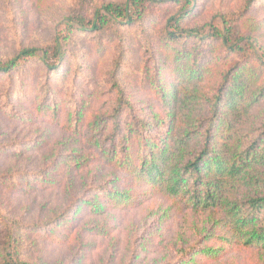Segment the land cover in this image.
<instances>
[{
	"label": "rangeland",
	"instance_id": "1",
	"mask_svg": "<svg viewBox=\"0 0 264 264\" xmlns=\"http://www.w3.org/2000/svg\"><path fill=\"white\" fill-rule=\"evenodd\" d=\"M125 1L0 0V59L10 60L25 48L48 49L68 17L83 13L92 18L104 6ZM246 1L195 0L187 27L222 26L223 18L239 15ZM152 10L144 31L121 27L101 36L75 31L59 74H47L38 62L12 76L0 74V216L24 226H43L64 213L76 216L53 234L44 229L28 233L30 262L264 264V251L220 247L209 238L218 233L212 215L194 213L140 185L98 160L90 146L89 125L114 108L109 80L122 50L118 78L127 96L136 110L160 114L164 97L149 73L154 60H162L165 20L179 7L164 4ZM243 31L264 48V0L244 19ZM46 84L54 88L48 105ZM53 102H58V115ZM79 112L84 115L81 130L67 131L70 117ZM113 191L127 192L135 201L119 205L110 199ZM207 248H220L219 254L200 252Z\"/></svg>",
	"mask_w": 264,
	"mask_h": 264
},
{
	"label": "trees",
	"instance_id": "2",
	"mask_svg": "<svg viewBox=\"0 0 264 264\" xmlns=\"http://www.w3.org/2000/svg\"><path fill=\"white\" fill-rule=\"evenodd\" d=\"M262 2L247 0L239 15L223 18L222 26L202 28L187 27L195 0L111 3L92 18L83 13L68 17L50 48H25L10 60L0 59V74L12 76L35 62L43 64L47 74H59L75 31L96 36L121 27L144 31L153 20V7H179L165 20L162 60H154L149 73L164 97L160 114L136 110L127 96L118 78L122 50L109 80L114 108L89 125L90 146L98 160L140 185L194 213L212 215L218 233L208 237L220 247L264 251V48L243 31L244 19ZM44 90L48 105L54 88L46 84ZM57 106L53 102L51 108L58 115ZM262 107L260 117L253 119ZM82 113L70 117L67 131L81 130ZM109 196L124 207L135 201L127 192ZM67 214L43 226H24L1 215L0 264H36L28 260L27 234L42 229L53 234L76 217ZM219 251L200 252L216 257Z\"/></svg>",
	"mask_w": 264,
	"mask_h": 264
}]
</instances>
